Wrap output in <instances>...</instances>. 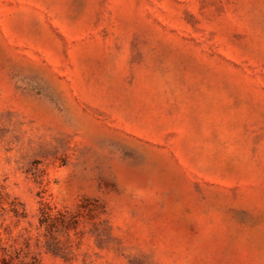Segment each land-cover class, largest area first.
Segmentation results:
<instances>
[{"label": "rangeland", "instance_id": "rangeland-1", "mask_svg": "<svg viewBox=\"0 0 264 264\" xmlns=\"http://www.w3.org/2000/svg\"><path fill=\"white\" fill-rule=\"evenodd\" d=\"M1 257L264 264V0H0Z\"/></svg>", "mask_w": 264, "mask_h": 264}, {"label": "trees", "instance_id": "trees-1", "mask_svg": "<svg viewBox=\"0 0 264 264\" xmlns=\"http://www.w3.org/2000/svg\"><path fill=\"white\" fill-rule=\"evenodd\" d=\"M0 260H1V264H9V259L6 257H1Z\"/></svg>", "mask_w": 264, "mask_h": 264}]
</instances>
